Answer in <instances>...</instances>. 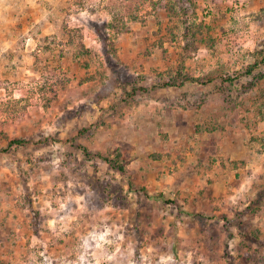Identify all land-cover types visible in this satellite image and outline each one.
I'll list each match as a JSON object with an SVG mask.
<instances>
[{"label": "rangeland", "instance_id": "1", "mask_svg": "<svg viewBox=\"0 0 264 264\" xmlns=\"http://www.w3.org/2000/svg\"><path fill=\"white\" fill-rule=\"evenodd\" d=\"M263 50L264 0H0V264H264Z\"/></svg>", "mask_w": 264, "mask_h": 264}, {"label": "trees", "instance_id": "2", "mask_svg": "<svg viewBox=\"0 0 264 264\" xmlns=\"http://www.w3.org/2000/svg\"><path fill=\"white\" fill-rule=\"evenodd\" d=\"M97 28L98 27H96V31L99 34V30L100 29L99 28L97 29ZM103 42H104V54L106 56V59H109V57H108L109 56V51H108L107 46H106L107 43L105 42V40H103ZM261 55H262V58H261V60L259 62H261V64H264V50L261 51ZM255 67H256V63H254L253 65H251L246 70V72L247 73H251L254 70ZM198 80L199 79L194 78V77L193 78H190V81H192V82L198 81ZM163 84H164V86L171 85L170 83H167V82L166 83H163ZM141 89L142 90H146V88H144V87H141ZM132 92H136V90L135 89H132ZM28 142L29 141L28 140H25V139L15 138V139L9 140L8 147L11 146V145H13V144L24 145V144H26ZM78 146L82 149V151H83V153H84L85 156H89L90 155V151L85 146H82V145H78ZM1 150H7V148L0 149V151ZM95 155L98 156L99 158H101L102 160L106 161L109 165H111L112 167L116 168L118 171H120L122 173L125 172V159L123 158L120 150H118V149L114 150L112 159H111V157H109L110 155L105 156V155H103L102 153H99V152L96 153ZM142 190H143L144 194L147 197L150 196V195H148V193L146 192V190L144 188H142ZM161 197H162L161 194H159V195H153L152 196V198H161ZM223 218L226 219V217H223ZM258 243H261L264 246V241H261V242H258Z\"/></svg>", "mask_w": 264, "mask_h": 264}]
</instances>
